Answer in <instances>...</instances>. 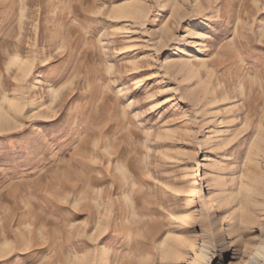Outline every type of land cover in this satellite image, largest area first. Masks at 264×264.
<instances>
[{"label": "rangeland", "instance_id": "obj_1", "mask_svg": "<svg viewBox=\"0 0 264 264\" xmlns=\"http://www.w3.org/2000/svg\"><path fill=\"white\" fill-rule=\"evenodd\" d=\"M207 243L264 244V0H0V264Z\"/></svg>", "mask_w": 264, "mask_h": 264}, {"label": "bare ground", "instance_id": "obj_2", "mask_svg": "<svg viewBox=\"0 0 264 264\" xmlns=\"http://www.w3.org/2000/svg\"><path fill=\"white\" fill-rule=\"evenodd\" d=\"M13 61L16 62L15 59ZM232 132H233V128L232 126H230L226 128V132L224 134L228 135V134H232ZM209 245L210 244L207 243L206 245L202 247L201 249L202 261H199L198 264H210L211 263L213 252L211 251V247ZM244 263L245 264H264V244L262 245L260 244V246H258L254 251H252V253L248 255L247 260L244 261ZM216 264H220L219 260H217Z\"/></svg>", "mask_w": 264, "mask_h": 264}]
</instances>
